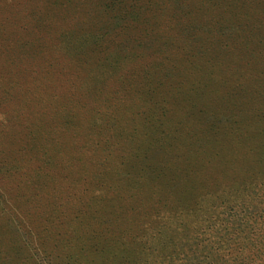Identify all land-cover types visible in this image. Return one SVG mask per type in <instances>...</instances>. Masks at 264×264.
<instances>
[{
  "label": "rangeland",
  "instance_id": "obj_1",
  "mask_svg": "<svg viewBox=\"0 0 264 264\" xmlns=\"http://www.w3.org/2000/svg\"><path fill=\"white\" fill-rule=\"evenodd\" d=\"M0 264H264V0H0Z\"/></svg>",
  "mask_w": 264,
  "mask_h": 264
},
{
  "label": "trees",
  "instance_id": "obj_2",
  "mask_svg": "<svg viewBox=\"0 0 264 264\" xmlns=\"http://www.w3.org/2000/svg\"><path fill=\"white\" fill-rule=\"evenodd\" d=\"M117 2H121V0H117ZM119 4H121V3H119ZM116 5H117V4H115L114 6H116ZM119 6H120V5H117V7H119ZM151 209H152V207H151ZM141 211H142V212H140V213L144 216V218L141 216V217H139V220H138V218H137V219H134L132 223H135V224H136V223H139L140 220L142 221L143 219H145V217H146L147 214H150L149 212L146 213L147 208H145L144 211H143V210H141ZM152 212H153V214H156V213H155V212H156L155 209H152ZM159 213H160V212H159Z\"/></svg>",
  "mask_w": 264,
  "mask_h": 264
}]
</instances>
